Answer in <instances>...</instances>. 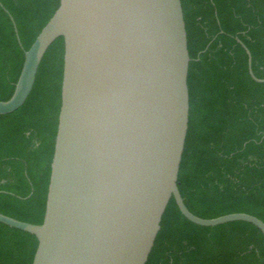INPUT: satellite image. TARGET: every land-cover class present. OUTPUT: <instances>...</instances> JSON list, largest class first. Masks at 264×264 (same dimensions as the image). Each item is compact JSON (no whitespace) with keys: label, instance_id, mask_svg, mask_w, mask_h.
<instances>
[{"label":"water","instance_id":"obj_1","mask_svg":"<svg viewBox=\"0 0 264 264\" xmlns=\"http://www.w3.org/2000/svg\"><path fill=\"white\" fill-rule=\"evenodd\" d=\"M61 37V109L44 221L0 213V223L37 238L33 264H147L172 198L196 225L247 222L264 235V222L248 213L196 216L179 190L191 63L181 0H60L25 51L0 115L26 103ZM245 49L252 78L264 83Z\"/></svg>","mask_w":264,"mask_h":264},{"label":"trees","instance_id":"obj_2","mask_svg":"<svg viewBox=\"0 0 264 264\" xmlns=\"http://www.w3.org/2000/svg\"><path fill=\"white\" fill-rule=\"evenodd\" d=\"M191 57L189 129L178 187L196 216L248 213L264 222V0H181ZM3 5V7L1 6ZM60 0H0V101ZM13 17L17 29L10 15ZM64 38L47 51L34 89L0 115V213L44 221L55 151ZM37 238L0 223V264H33ZM147 264H264V235L247 222L203 227L171 199Z\"/></svg>","mask_w":264,"mask_h":264}]
</instances>
